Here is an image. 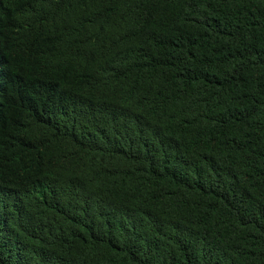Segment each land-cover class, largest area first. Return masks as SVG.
<instances>
[{
  "label": "trees",
  "instance_id": "trees-1",
  "mask_svg": "<svg viewBox=\"0 0 264 264\" xmlns=\"http://www.w3.org/2000/svg\"><path fill=\"white\" fill-rule=\"evenodd\" d=\"M0 264H264V0H0Z\"/></svg>",
  "mask_w": 264,
  "mask_h": 264
}]
</instances>
